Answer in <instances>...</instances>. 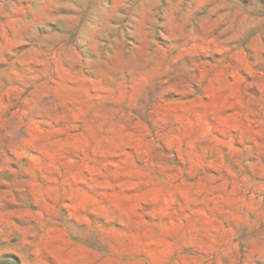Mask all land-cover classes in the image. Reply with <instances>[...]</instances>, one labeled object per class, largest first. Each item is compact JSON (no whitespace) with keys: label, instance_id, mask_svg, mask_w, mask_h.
Instances as JSON below:
<instances>
[{"label":"rangeland","instance_id":"rangeland-1","mask_svg":"<svg viewBox=\"0 0 264 264\" xmlns=\"http://www.w3.org/2000/svg\"><path fill=\"white\" fill-rule=\"evenodd\" d=\"M0 264H264V5L0 0Z\"/></svg>","mask_w":264,"mask_h":264},{"label":"clouds","instance_id":"clouds-1","mask_svg":"<svg viewBox=\"0 0 264 264\" xmlns=\"http://www.w3.org/2000/svg\"><path fill=\"white\" fill-rule=\"evenodd\" d=\"M251 3L260 6V5H264V0H251Z\"/></svg>","mask_w":264,"mask_h":264}]
</instances>
